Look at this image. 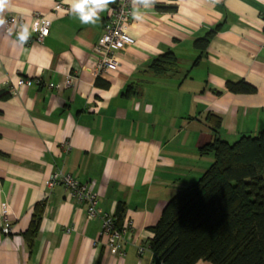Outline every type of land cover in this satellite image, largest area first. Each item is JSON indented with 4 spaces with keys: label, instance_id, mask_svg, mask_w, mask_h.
Segmentation results:
<instances>
[{
    "label": "crops",
    "instance_id": "obj_1",
    "mask_svg": "<svg viewBox=\"0 0 264 264\" xmlns=\"http://www.w3.org/2000/svg\"><path fill=\"white\" fill-rule=\"evenodd\" d=\"M157 3H175L176 10L154 6L141 20L132 16L127 31L134 44L115 53V71L96 75L93 47L110 4L95 23L82 24L64 0H10L3 15L17 22L11 35L0 27V207H9L12 233L0 231V264H157L149 249L139 254L138 248L152 239L167 202L213 162L199 153L213 139L207 115L220 118L219 137L229 143L264 128V2ZM35 13L50 22L42 42L31 30ZM24 23L31 35L21 45ZM216 27L199 55L193 42ZM168 51L178 69L154 76L148 66ZM70 74L77 80L60 91L32 86L9 95L4 84L20 77L58 83ZM240 81L256 91L226 89ZM56 170L88 185L99 217L87 220L86 205L63 187L46 188ZM37 204L41 218L29 247L24 234ZM120 205V228L131 223L121 242L124 256L96 245L100 216L116 215Z\"/></svg>",
    "mask_w": 264,
    "mask_h": 264
},
{
    "label": "trees",
    "instance_id": "obj_2",
    "mask_svg": "<svg viewBox=\"0 0 264 264\" xmlns=\"http://www.w3.org/2000/svg\"><path fill=\"white\" fill-rule=\"evenodd\" d=\"M155 9L169 13L176 10V5L156 3ZM217 30L193 42L199 55ZM198 60L199 56L195 63ZM178 67L176 56L168 51L153 59L148 71L162 77ZM96 85H101L98 79ZM130 89L126 88V94ZM226 89L236 94L256 91L244 81L227 82ZM206 120L213 139L199 153L213 156V162L197 182L167 202L151 228L149 250L162 264H196L200 260L210 264H264V128L229 143L219 137L220 118L208 114ZM41 209V205L35 206L24 234L29 247ZM123 212V206H118L114 215L117 228L121 227Z\"/></svg>",
    "mask_w": 264,
    "mask_h": 264
},
{
    "label": "built area",
    "instance_id": "obj_3",
    "mask_svg": "<svg viewBox=\"0 0 264 264\" xmlns=\"http://www.w3.org/2000/svg\"><path fill=\"white\" fill-rule=\"evenodd\" d=\"M56 9H61L62 4L58 3ZM36 21L32 25V32L38 42H42L48 36L50 22L39 13H35ZM132 17L131 0H114L110 3L109 14L103 27V32L93 47L95 54L98 56L94 74H105L115 71L118 62L115 59V53L120 51L127 45L134 44V39L129 35L127 28ZM7 21L6 28L17 22L14 17L5 18ZM262 30L264 33V13L261 15ZM77 80L75 75L65 76L62 82H43L40 78H18L15 83L5 82L7 93L16 95L18 90L22 88H30L32 86L42 87L47 90L60 91L73 86ZM46 188L51 191L57 186L63 187L69 197L79 203L86 205V218L93 220L99 217L98 197L88 188L86 183H81L78 179L66 174L61 170L54 171L45 182ZM9 207L3 204L0 207V231L3 234H11L12 227L9 220ZM101 218V231L96 241V245L105 246L118 256H124L122 250V240L124 235L131 230V223L122 228H117L115 218L112 215L103 214ZM149 249L148 244H142L138 248L139 254ZM157 264H162L160 261Z\"/></svg>",
    "mask_w": 264,
    "mask_h": 264
},
{
    "label": "clouds",
    "instance_id": "obj_4",
    "mask_svg": "<svg viewBox=\"0 0 264 264\" xmlns=\"http://www.w3.org/2000/svg\"><path fill=\"white\" fill-rule=\"evenodd\" d=\"M64 2L69 5L71 13L75 14L82 24H90L95 23L99 19L98 13L106 10L110 3H114V0H64ZM156 3L157 0H131L133 18L141 20L144 13L153 9ZM9 7L10 0H0V27L7 23L3 14ZM12 31V28L8 29L9 35ZM30 35L29 25L20 24L17 32L18 42L21 45L25 44Z\"/></svg>",
    "mask_w": 264,
    "mask_h": 264
}]
</instances>
